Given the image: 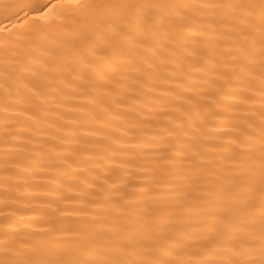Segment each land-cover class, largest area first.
<instances>
[{
    "label": "snow or ice",
    "instance_id": "obj_1",
    "mask_svg": "<svg viewBox=\"0 0 264 264\" xmlns=\"http://www.w3.org/2000/svg\"><path fill=\"white\" fill-rule=\"evenodd\" d=\"M0 264H264V0H0Z\"/></svg>",
    "mask_w": 264,
    "mask_h": 264
}]
</instances>
